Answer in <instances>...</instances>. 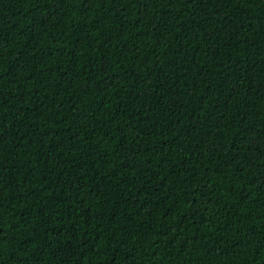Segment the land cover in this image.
<instances>
[{
	"label": "trees",
	"instance_id": "obj_1",
	"mask_svg": "<svg viewBox=\"0 0 264 264\" xmlns=\"http://www.w3.org/2000/svg\"><path fill=\"white\" fill-rule=\"evenodd\" d=\"M0 264H264V0H0Z\"/></svg>",
	"mask_w": 264,
	"mask_h": 264
}]
</instances>
